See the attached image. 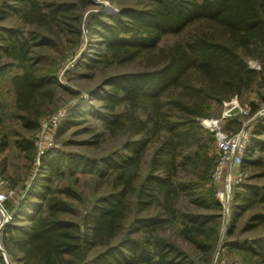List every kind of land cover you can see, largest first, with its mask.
<instances>
[{"label": "trees", "instance_id": "obj_1", "mask_svg": "<svg viewBox=\"0 0 264 264\" xmlns=\"http://www.w3.org/2000/svg\"><path fill=\"white\" fill-rule=\"evenodd\" d=\"M110 1L120 3L114 13L92 12L94 0H0V24L18 22L0 25V74L16 71L9 83L17 119L29 133L39 131L62 88L61 55L52 51L60 52L63 44L59 35L51 34L55 27L73 34L78 43L86 23L100 56L119 66L137 60L149 66L105 78L99 89L89 92L88 102L73 106L59 134L76 125V118L90 116L111 136L128 132V138L101 158L73 152L43 156L41 185L32 187L14 207L15 217L4 235L22 254L21 264H211L220 241L212 224L214 212L223 206L211 182L214 135L204 131L199 120L212 116L213 105L242 97L257 85L264 89V0ZM196 24L206 26L185 41L160 49L163 37L182 36ZM247 58L258 60L260 69L251 68ZM95 62L85 53L77 67L93 70ZM233 123L240 126L238 119ZM262 135L264 122H259L250 133L244 165L261 163L254 154H264ZM35 141L22 138L15 145L32 157ZM155 142L148 172L141 176L142 163ZM7 146L4 140L1 149ZM66 171L72 176L112 178L111 192L95 200L83 217L86 232L67 217L73 205L66 198L77 200L80 194L70 187H51ZM183 196L196 211L178 208ZM233 204L232 215L264 204V185L238 192ZM130 218L134 228L125 234ZM250 222L247 232L264 226V213L255 214ZM178 223L180 236L203 254L200 263L160 234L165 226ZM234 247L263 257L264 237ZM95 248L104 249L90 259L88 251Z\"/></svg>", "mask_w": 264, "mask_h": 264}, {"label": "rangeland", "instance_id": "obj_2", "mask_svg": "<svg viewBox=\"0 0 264 264\" xmlns=\"http://www.w3.org/2000/svg\"><path fill=\"white\" fill-rule=\"evenodd\" d=\"M94 2L96 6L93 8L92 12L114 13L120 6V3H113L110 0H94ZM0 25L16 26L18 22L16 19H12ZM205 26L206 24L193 25L182 36L167 35L162 38L159 47L160 49L166 50L179 41H185L189 34L197 29H203ZM82 30L81 42L78 43L77 38L73 34L65 35L58 27H55L51 33L54 36L59 35L63 44L60 52L56 50L52 51L53 54L61 55L58 80L62 88H59L57 91L56 102L53 111L50 113L51 115L55 114L54 112L60 109H67L69 115L73 106L80 102H88L90 100L89 92L99 89L102 85V81L111 75L123 72L143 71L149 67L144 60H137L133 63L120 66L116 65L109 60V58L100 56L101 52L98 45H96V38L90 33L86 23H83ZM85 53L86 56L97 61L95 62L93 70L85 69L83 66L77 67ZM246 61L251 68L256 70L260 69L261 65L258 60L247 58ZM14 73H16L15 70H10L0 74V177L9 181L11 187L17 193V198L10 202L12 203L11 209L13 212L15 211L14 207L20 204L26 194L31 191L32 187L37 189L41 185L40 179L44 177L41 158L47 153L56 155L62 152H73L86 155L90 158H101L117 151L124 140L128 138V132H124L119 136H111L98 120L90 116L76 118L78 121L76 125L62 134H59L57 131L53 146L40 158H38L37 151H35L32 157H28V154L17 148L15 141L22 138L36 140L40 128L39 131L34 134L29 133L23 129L20 121L17 119L18 113L15 109L14 93L9 83V79ZM233 100L234 103L237 104V107H247L249 115L241 116L239 110H235V117L233 120H224L220 123L222 129L227 132H237L245 128L251 133L259 122H264V89H260L257 85L242 97H234L230 101H225L224 103H229ZM90 103L96 107L100 105L99 101H92ZM224 103L221 106L213 105L212 116L199 120L204 131L207 130L211 132L205 126L209 125L210 122H204V120H220L222 118V113L225 110ZM49 115L44 116L40 124L51 116ZM234 119H238L240 126L236 123L232 124ZM98 135L102 136L99 139V143L95 144L94 141L97 140ZM261 139L264 140V135L261 136ZM4 140L8 141V146L2 150L1 146ZM156 146L157 142L154 143L144 159L140 171L141 176H144L148 172L149 161ZM213 152L215 153V146L214 150L212 149V153ZM258 158L262 159L261 163L258 165L246 164L234 168L232 175L233 186L230 192L228 205L226 208H223V210L214 212L217 218L213 220L212 224L216 225L218 228L220 241L215 249L211 264H218L220 260H225L228 264H264V256L254 257L243 252L242 249L234 247V245H244L246 241L251 242L252 239L257 237H264V226H260L248 232L246 230L248 224H251L250 219L255 214L264 213V204L250 208L243 215H232L235 204H233L234 197L238 192L243 193L244 189L247 187L264 185V154L258 151L255 152L254 159ZM213 186L215 187L216 194L217 191L223 189V185L220 184H213ZM51 187L54 190L70 187L80 194L81 198L77 200L66 198V200L73 205V212L67 217L80 223L81 229L86 232L87 229L82 223L83 217L86 215V212L90 210L95 200L111 192L112 178L111 180L107 178L101 179L94 175L85 174L72 176L66 171L61 178L53 180ZM178 208L181 211H196L190 199L184 196L181 197ZM153 213L154 211L152 210L149 214L152 215ZM131 221L130 218L125 225V234L128 233L129 230L132 231L134 228L133 226L130 227ZM180 228L179 223L171 226L167 225L160 231V234L176 242L190 255L195 263H200L203 254L196 245L186 241L180 236ZM3 231L4 229L0 230V264H21L18 259L22 257V254L14 248L13 243L10 241V237L7 234L4 235ZM136 236L137 235L134 234L133 237ZM121 238L122 237H120L119 240ZM103 249L104 248L89 249V258H94L102 252Z\"/></svg>", "mask_w": 264, "mask_h": 264}, {"label": "built area", "instance_id": "obj_3", "mask_svg": "<svg viewBox=\"0 0 264 264\" xmlns=\"http://www.w3.org/2000/svg\"><path fill=\"white\" fill-rule=\"evenodd\" d=\"M116 12V11H115ZM225 104V110L220 120H204L210 122L205 125L214 135V146L216 161L211 174L212 184L223 185V189L217 191V198L223 208L228 205L230 192L233 186V170L236 167L243 166L245 157L248 153V144L250 132L242 128L237 132H227L220 126L224 120H233L234 111L239 110L241 116L249 115L247 107H237L234 100ZM67 109H60L51 117L40 124V132L35 141L38 158L47 150L51 149L57 136V131L61 123L67 118ZM17 198L16 191L11 187L9 181L0 177V230L4 229L12 222L14 213L8 204ZM218 264H228L225 260H220Z\"/></svg>", "mask_w": 264, "mask_h": 264}, {"label": "bare ground", "instance_id": "obj_4", "mask_svg": "<svg viewBox=\"0 0 264 264\" xmlns=\"http://www.w3.org/2000/svg\"><path fill=\"white\" fill-rule=\"evenodd\" d=\"M208 124V123H207Z\"/></svg>", "mask_w": 264, "mask_h": 264}]
</instances>
